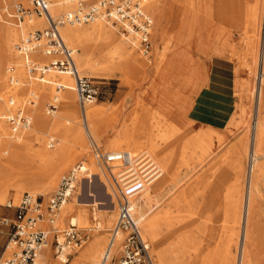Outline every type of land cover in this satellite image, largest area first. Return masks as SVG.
<instances>
[{
  "label": "rangeland",
  "instance_id": "obj_1",
  "mask_svg": "<svg viewBox=\"0 0 264 264\" xmlns=\"http://www.w3.org/2000/svg\"><path fill=\"white\" fill-rule=\"evenodd\" d=\"M19 1L13 0V5L11 4L6 11L1 10L0 39L2 37V26L6 25L7 13L15 14V5ZM52 1L56 3L58 0ZM237 2L238 0H164L162 6L164 16L160 20L158 32L155 31V27H152L151 51L148 55H143L134 47V53L139 60L125 80L118 69L115 70L113 75H105L104 77H100L95 73L94 68L102 65L106 59L99 54L97 49H92L90 51L92 53L84 57L85 63H90V65H87L88 68L80 66L75 58L80 74L99 84L101 93L95 102L102 103L107 107V112L99 119L103 129L102 135L99 137L86 135L81 122L75 91L74 104L71 109L77 111L79 124L77 131L75 130L72 133L73 135L64 136L51 131L48 126L43 129L34 126L33 120L36 114L33 111L31 112L30 109L37 107V104L33 105V103L37 102L34 91L37 86L35 83L39 80L30 79L29 77V81L15 85L16 87L12 90V93L17 96L18 100L10 106V111L23 110L25 104L26 110L23 111L24 114L30 117L31 123L28 128L21 130L29 131L33 129L34 137L30 143L32 149H39L43 145L48 151H53L56 148L57 141H61V147L57 150V160L65 159L78 148L76 135L78 137L83 136L87 149L84 154L59 172L57 182L51 188H46L40 193L23 189L15 202V187H24L25 184L23 175L19 170H13L4 175L0 180V186L7 191V202L11 201L16 205L21 196L28 192L39 195L43 199V206L45 207L48 198L58 188L61 177L69 172L75 164L83 161L88 172H91L90 165L97 166L99 176L94 175L92 181L89 177L82 178L84 175L79 176L76 187L71 194L72 197L67 200V203L74 202L77 195L82 194L80 197L82 201L91 202L96 198L98 202L103 203L98 207L107 209L109 214H112V209L116 207V187L94 160L90 138L104 151H120L114 147L109 148L106 143H115L117 141V131L125 128L130 132V142L145 143V136L141 132H146L148 124L152 121L161 119H157L158 116L156 115L166 114L170 111L172 117H169V119L176 120L174 125H177L178 138L169 143L170 151L165 159L167 168L161 171V183L153 181L144 190L145 194H151L155 187L161 188L157 192L160 198L159 204L155 208L151 207V203L147 200L142 202L135 200L138 212L154 211L159 217V249H170L172 264H221L222 262L241 264V248L238 245V238L243 230V224L241 222L235 223V202L240 200L242 206L244 201L245 207L248 191L254 182L258 194L256 204H259V207H257L258 210L254 218L255 235L251 245V249L255 254L250 264H264V172L261 175L256 165H254L252 171L250 159L253 122L258 112L264 115V105L259 106L257 109V93L254 90V85L255 87L258 85L256 76L259 70H257V67L260 68L263 55L264 0H262L259 32L256 37L254 32L247 27L246 18L242 15V10L240 6L238 7ZM23 5L29 7L24 2ZM183 8L187 10V14L192 20L191 30L188 34L184 33L185 42L174 47V50L176 51L175 56L186 64V72L190 74L191 78H188L191 81L189 80L190 83L187 81L188 87L182 92L183 96L179 94V96L181 95L180 98H176L171 103L168 95H166L167 84L164 83L167 79L166 60L159 61L157 66L155 60L157 57L160 58L163 54L162 51H167L169 45L167 42L171 39L173 33L178 30L177 17L180 16L179 13ZM64 11L67 10H59L57 13L50 11V13L56 16ZM171 11L175 16L172 17ZM31 17L34 20L38 18L35 15ZM9 19L13 23L18 22L14 16ZM172 26H174L173 30L169 29ZM37 28L23 24V32L19 34L11 47L14 54L17 52L14 44ZM116 32L117 35H120L118 29ZM66 44L76 49L75 54L77 56V52H80V50L68 43ZM140 59L148 60V64L145 67L140 66ZM253 61H255L254 64ZM47 62L48 58L42 63ZM178 67L179 64L175 66V69ZM252 69H254L253 72ZM193 72L200 75L198 84L203 87L199 94L193 92ZM26 74L29 75L27 71ZM46 76L47 74L45 78ZM72 82L74 85L73 79ZM51 86L54 87L53 84ZM33 87L34 90H31ZM2 93L0 92V95ZM9 93L11 92L3 94L4 98L0 100V112L4 111L5 115L11 113L6 112L3 105ZM205 93L207 94L205 95ZM51 96L52 93L45 97L41 104V112L47 119H52L47 106L53 99ZM202 97H205V102H201ZM26 99L28 100L26 101ZM221 101L226 102L227 106H222ZM57 103L58 109L56 110L58 111L63 108V105ZM213 105L217 110L210 120L211 107L215 108ZM0 119L3 120L10 132L6 116H0ZM193 120L196 121L194 124ZM160 122H163V120L161 119ZM200 129H209L215 132L219 136L220 142L222 141V145L215 151L217 153H214V156L211 155L210 159L204 157L198 145L195 144L193 135ZM49 142H52V147L46 145ZM214 142L217 145L216 138ZM141 149L149 151L147 144ZM134 151L139 152L141 150ZM237 152L241 154L240 158H236ZM261 152L264 153V146L261 147ZM222 155L223 160L228 161L227 168L223 167L221 169L218 167L216 171H219V173L216 171L212 173L209 166L210 162ZM263 158H258V161H264ZM141 167H143V171L147 170L144 164ZM225 171L226 175L224 174ZM238 179L241 188L239 193L236 194L235 183ZM105 188L110 192L109 195H105ZM88 193L94 194V197H88ZM7 202L0 204V216L5 212H9L10 216L14 214L13 208L5 206ZM93 208L94 206L91 205L81 206L68 212L65 217L60 211L54 223H45L47 226H42L45 230H51L49 235L50 241H52L53 233L59 232L70 225L68 219L76 213L78 214L76 210H81V213L87 217L82 223L76 224V227L87 233L88 239L79 248L70 250L68 261L62 264H71V261H75V257L87 248L95 238H103L101 242L102 257L103 249H105L108 241L109 230L116 219L117 208L109 227L106 226L105 219L92 214L95 211L101 214ZM98 223L101 225V229L96 231ZM141 235L149 244L153 263L157 264V254L151 240L145 237L142 232ZM4 240L5 238L0 236V255ZM228 242L233 245L230 246ZM47 250L52 262H62L55 256L53 241L50 242ZM178 257L181 258V263ZM113 258L115 260H111L110 264H116L118 250ZM96 262L93 264H99ZM80 264L92 263L85 261Z\"/></svg>",
  "mask_w": 264,
  "mask_h": 264
},
{
  "label": "bare ground",
  "instance_id": "obj_2",
  "mask_svg": "<svg viewBox=\"0 0 264 264\" xmlns=\"http://www.w3.org/2000/svg\"><path fill=\"white\" fill-rule=\"evenodd\" d=\"M12 1L13 0H0V13L1 10L6 11L11 6V4L13 5ZM20 1L29 6L28 8L31 7L30 0ZM163 2L164 0H153L146 6L147 10L153 17V27H155L156 32H158L160 20L164 16V11L162 9ZM237 5L238 7L240 6L242 15H244L246 18L247 27L250 31L254 32V36L256 37L259 32L262 0H238ZM71 7L72 6L69 4H62L57 1L52 5L50 11L53 13H57L59 10H69ZM171 14L173 17V11H171ZM13 15L14 14L7 13V19L5 20L6 25L2 26V37L0 39V92H3L2 95L11 92L7 96V99L5 98L6 102L4 101L3 104L4 108H6V112L11 113H13V111H10V106H12L14 102L18 100L17 96L12 93V90L15 89V85L29 81L28 79L30 77V75L26 74L21 56L18 54V52H15V54L12 52V44L17 39V37H19V34L23 32V24L32 28H45L47 26L44 18H36L35 20L33 18H25L24 20L18 21L17 23H13L9 19L13 17ZM179 15L180 16L177 17L178 30L177 32L173 33L171 39L167 42L169 44L167 47V51H162L163 54L160 53V58L157 57L155 60L156 66L158 65L159 61H162L163 59L166 60L165 64L167 65V79L164 81V83L167 84L166 95H168L171 103L176 100V98H180L181 95L179 96V94H182L183 96L182 92L185 91L188 87L187 81H191L190 74L186 72V64L181 62L178 57L175 56L176 51L174 50V47H177V45H179L180 43L185 42L184 33L188 34V32L191 30L192 20L190 19L189 14H187V10L185 8L181 10ZM173 27L174 26L170 27L169 29L173 30ZM262 28L264 32V22ZM59 30L66 43L80 50V52H77V56L75 54V58L78 64L80 66H83V68H88L87 65H90V63H85L84 57L89 53H92L90 52L92 49H97L99 54L106 58L102 65L94 68L95 73L100 77H104L105 75H113L115 70L118 69L123 76L122 78L125 80L135 64L138 63L139 58L137 57V55H135L133 50L135 48L130 45L128 41H126L125 38L121 36V34H116V27L112 26L111 24H107L104 21L96 20L93 23L85 25L64 24L59 28ZM262 35L263 55L261 66L260 68L259 66L257 67V70H259L258 75L256 76L258 78V85L257 87H255L254 85V90L257 93V109L259 108V106L264 105V33ZM31 57L39 63L44 62L47 58L43 54H39L37 52L31 53ZM140 60V66L145 67L148 64V60ZM254 62L255 61H253V64ZM177 64H179V67L175 69V66ZM253 70L254 69H252L251 71L253 72ZM30 79L32 78L30 77ZM192 79L194 87L193 92H196L197 94L201 93L203 86L198 84L200 75H198L197 72H193ZM35 84L37 86L35 87L34 96L35 98H37V102L35 101L33 105L37 104V107L34 108L35 110L30 109L31 112L33 111V113L36 114L33 120L35 128L39 127L43 129L45 126H48L49 129L53 132H58L64 136H70L77 129L79 124L77 111L71 109V106H73L75 99L74 85L71 77L65 73H59L51 70L47 73L46 78L44 77L43 80L38 81ZM52 84L54 85V87L51 86ZM56 86H59V88L57 89ZM31 90H34V87ZM51 93V98L53 99L47 105L54 104L56 105V109H58L57 102H59V104L63 105V108L58 111L56 109L48 110L49 113H51L52 119H47L41 112V104L43 102V99L45 97H48ZM206 94L207 93H205V95ZM2 95H0V100L4 98ZM205 97L201 98V102H205ZM27 100L28 99H26V101ZM220 103L222 104V106H227V103L224 101H221ZM213 106L215 107V105ZM168 108L169 110H171L170 107ZM23 110H26L25 104L23 106ZM216 110V107H211V116L209 115L210 120L214 117ZM106 112L107 107H105L102 103H96L95 101H93L85 106V122H83L82 118L81 122L86 131V135L88 134L90 137H99L102 135L103 129L99 119ZM171 115L172 114L170 113V111L166 114L156 115L158 116L157 119L161 118L163 122H160L161 119L158 121H152V123L148 124L146 132H141V134L145 136V143L139 141L130 142V132L125 128H121L117 131V141L115 143H106V146H108L109 148L114 147L116 149H119L120 151H125L131 154L135 153L134 150H141L138 152L139 156L133 160L129 167H125L123 169L115 168L114 171L121 174V180L123 179L121 184H125L136 179L144 181L145 177L148 180L150 179L149 181H147V183L144 184L143 189L137 194L136 200L137 202L147 200L151 203V207L155 208L156 206H158L160 201L159 194L157 192L161 188L155 187L153 189V193L151 194H145L144 190L146 189L147 185L152 183L153 181L161 183V171L167 168L165 159L169 155V143L172 140L178 138L177 136L179 132L176 130L177 125H174V122H176V120L169 119V117H172ZM0 116L7 117L4 111L0 112ZM25 116L31 123L30 117L26 114ZM192 122L194 124L196 121L193 120ZM29 126L30 124L25 128H28ZM155 131L157 132L156 134ZM193 136L195 139L194 141L196 142L195 144L198 145V148H200L204 157H209V159L210 156L213 155L215 151L222 145V141L220 142L219 136L209 129L197 130L195 135ZM33 137V129L29 131L20 130L16 133H13L10 129L9 132L3 120L0 119V180L9 172L13 170H19L23 175L25 183L24 187H15L16 194L14 197V202L19 198L23 189L33 193H40L43 192V190L46 188H51L56 184L59 172L67 167L73 160L84 154L87 149L85 139L82 138L83 136L78 137V135H76V144L78 148L71 152V155L67 158H61L57 160V150L59 147H61V141H57L56 148L53 151H48L43 145H41L39 149L34 150L31 148L30 144ZM215 138L218 142L217 145L214 142ZM146 144L149 148V151L141 149ZM46 145L48 147L53 146L52 142L46 143ZM262 146H264V115L261 112H258L253 122V136L250 159L252 171L254 165H256L257 170L260 171L261 175H263L264 172V161H258V158L264 157V153L261 152ZM240 157L241 154L237 152L236 158ZM223 159L224 158L222 155L218 159H213L210 162L209 166L212 173L216 171L218 167L221 169H223V167L227 168L228 161H224ZM142 164L145 165L147 170H142ZM76 165L77 164H75L73 168H75ZM79 165H82L84 168H86V164H84L83 161L80 162ZM89 167L91 168V172H88L87 177H89L92 181V177L94 175H98L99 172L97 170V166L90 165ZM156 169L160 172L159 176H152L154 170ZM216 172L219 173V171ZM224 174L226 175V171L224 172ZM106 188L105 195H109L110 192H108V188ZM240 188L241 185L238 179V181L235 183L236 194L239 193ZM250 188L251 189L248 191L245 207L244 201L243 205L241 206V201L238 200L235 202L234 209L235 223L238 224L239 222H241L243 224V230L238 238V245L241 248V264H250L252 257L255 254L251 249V245L253 243L255 235L254 218L259 204H256L258 194L254 182L252 183ZM6 192V189L0 186V204H4L7 202ZM81 196L82 194H78L77 198L74 199V202L67 203L66 201L59 209V212H57L52 223L56 221V218L58 217L60 211L65 217L68 212L78 209V207L91 205L94 206V210L101 212V214H99L95 211L92 214L94 216H99L105 219V223L107 224L106 226L109 227L111 224V220L115 216L116 207L112 209V214H109V210L100 209L98 207V205L103 203L98 202L96 198L91 202H84L80 199ZM87 196L94 197V194L88 193ZM71 197L72 195L70 196V198ZM136 207L137 206L135 205L134 214L139 223L142 234L145 237L149 238L153 244L154 251L157 254V264H172L170 258V254L172 252L170 251V249H159V217L157 216V213H155L154 211H145L144 213L138 212ZM76 211L78 212V214L76 213L75 215L69 217V224L76 225L78 223H82L87 218L85 217V214L81 213V210ZM45 223L50 224L48 220L44 219L39 221L37 226L41 228L42 226L46 227L47 224ZM96 228V231L101 229V225L98 223L96 225ZM47 231L50 232L51 230ZM120 239V237L116 239L115 244L111 249L110 255L103 263H101V242L103 241V238H95L93 241H91L87 248H85L77 257H75V261H71V264H80L81 262L85 261H90L92 264L95 261H97L96 263L99 264H110L111 259L117 252V246L119 245ZM49 244L42 250L41 254L39 255L37 261L38 264H62L63 262L51 261L49 251L47 250ZM228 244L230 246L233 245L229 242ZM6 254H9L8 250H6L3 255L5 256ZM178 259L181 263V258L178 257ZM67 261H65L64 263H66ZM221 264L231 263L222 262Z\"/></svg>",
  "mask_w": 264,
  "mask_h": 264
},
{
  "label": "built area",
  "instance_id": "obj_3",
  "mask_svg": "<svg viewBox=\"0 0 264 264\" xmlns=\"http://www.w3.org/2000/svg\"><path fill=\"white\" fill-rule=\"evenodd\" d=\"M62 4L72 7L56 16L50 13L54 2L52 0H30L31 9L25 7L21 1L15 5L17 21L25 17L44 18L47 26L29 32L18 43L15 49L22 57L24 67L31 78L43 80L45 75L53 70L65 73L74 81V91L81 111V118L85 122V106L96 101L101 91L99 84L91 78L81 75L76 62V50L69 47L60 34L59 28L64 24L85 25L101 20L116 27L121 36L130 45L143 54L151 51V31L153 17L146 6L153 0H58ZM37 52L48 58L47 63H39L32 59L31 53ZM57 89L59 86H56ZM48 110H55L56 105H47ZM13 133L27 127L29 119L22 110L8 113L6 117ZM91 152L94 160L108 175L116 187V219L109 230L108 241L101 257L103 263L111 253L115 241L120 237L118 258L116 264H154L149 244L143 239L139 223L135 218V200L137 194L149 181L138 179L121 184V174L115 168L129 167L139 153L125 151H104L90 138ZM156 169L152 176H159ZM87 177L88 171L82 165L64 174L56 191L48 198L46 206L39 195L24 193L18 204L11 201L5 205L13 208L12 216H0V236L4 237L3 250L0 255L1 264H38V257L42 250L53 241L56 258L65 262L70 250L79 248L88 239V234L70 224L67 228L53 233L50 241L49 231L37 226L41 220H54L62 205L70 198L76 187L79 176ZM149 178V177H148ZM151 178V177H150ZM106 187V185L104 184ZM8 250L9 254L3 255ZM112 258L111 260H113ZM115 260V259H114Z\"/></svg>",
  "mask_w": 264,
  "mask_h": 264
},
{
  "label": "crops",
  "instance_id": "obj_4",
  "mask_svg": "<svg viewBox=\"0 0 264 264\" xmlns=\"http://www.w3.org/2000/svg\"><path fill=\"white\" fill-rule=\"evenodd\" d=\"M4 216H10L9 212L3 213Z\"/></svg>",
  "mask_w": 264,
  "mask_h": 264
}]
</instances>
